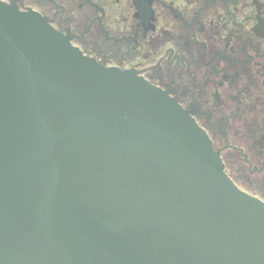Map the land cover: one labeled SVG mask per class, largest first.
Wrapping results in <instances>:
<instances>
[{"label":"water","instance_id":"95a60500","mask_svg":"<svg viewBox=\"0 0 264 264\" xmlns=\"http://www.w3.org/2000/svg\"><path fill=\"white\" fill-rule=\"evenodd\" d=\"M0 264H264V203L166 93L0 0Z\"/></svg>","mask_w":264,"mask_h":264},{"label":"flooded vegetation","instance_id":"af4514ba","mask_svg":"<svg viewBox=\"0 0 264 264\" xmlns=\"http://www.w3.org/2000/svg\"><path fill=\"white\" fill-rule=\"evenodd\" d=\"M1 1L166 93L207 134L235 186L264 203V0Z\"/></svg>","mask_w":264,"mask_h":264}]
</instances>
